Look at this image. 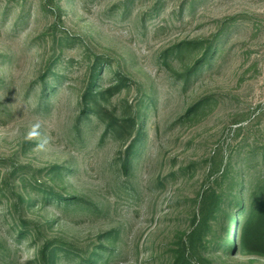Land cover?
I'll use <instances>...</instances> for the list:
<instances>
[{
    "label": "rangeland",
    "instance_id": "rangeland-1",
    "mask_svg": "<svg viewBox=\"0 0 264 264\" xmlns=\"http://www.w3.org/2000/svg\"><path fill=\"white\" fill-rule=\"evenodd\" d=\"M221 28L210 64L186 80L184 70ZM187 41L200 43L165 64L162 53ZM92 65L100 68L94 90L115 84L116 72L129 78L106 108L119 116L126 103L141 106L127 175L118 161L127 143L101 141L94 115L77 121ZM52 72L58 78L40 105L39 80ZM263 136L264 0H0V264H28L36 249L6 236L11 216H3L27 198L13 181L20 174L97 208L24 209L38 245L60 239L84 250L103 240L113 250L105 264H168L147 250L173 245L189 228L187 199L206 184L209 157L223 151L235 170L257 172ZM53 166L70 171L53 179ZM206 258L264 264L214 248Z\"/></svg>",
    "mask_w": 264,
    "mask_h": 264
},
{
    "label": "trees",
    "instance_id": "trees-1",
    "mask_svg": "<svg viewBox=\"0 0 264 264\" xmlns=\"http://www.w3.org/2000/svg\"><path fill=\"white\" fill-rule=\"evenodd\" d=\"M223 29H219L212 39L205 43L203 55L193 68L184 70L183 76L186 80L196 74L204 64H210L216 43L221 41L219 38ZM198 43L200 42L187 41L163 52L164 63L166 64L169 55L180 57ZM99 71L100 68L95 65L90 67L89 82L77 102L79 105L77 121L94 115L104 125L101 141L109 137L127 143L123 157L118 160L120 168L127 175L136 146L142 137L139 115L141 106L136 104L133 108L126 103L123 106L124 114L119 116L115 108L113 110L106 108L102 102L127 87L129 78L121 72H116L113 79L115 84L102 90H94L93 85ZM54 78H58L56 72L41 76L40 105L49 95L53 87L49 81ZM202 101L192 105L187 110L188 113L197 109ZM257 151L260 160V169L257 172L235 170L232 168V155L227 156L223 151H216L209 157L206 184L199 188L193 198L187 199V202H191L189 228L181 233L173 245L148 249L153 260L166 256L169 259L168 264H211L206 255H209L213 248L224 254L238 253L264 258V136L263 143L257 147ZM49 171L53 179L62 180L70 169L65 166H53ZM13 181L23 186L27 198L20 197L22 201L14 202L9 206L7 215L3 216V218L11 216L10 220L5 221L10 225L6 236L15 245H20L28 239L31 244L36 243L35 252L28 264H105L112 256V248L105 246L103 240L84 250L60 239H45L38 245L40 241L38 228L33 227V223L23 220L24 209L32 206L53 207L62 215H67L86 210L96 211L97 208L76 196L64 195L35 178L29 179L20 174ZM158 183L161 185V180ZM105 237L112 238L109 233Z\"/></svg>",
    "mask_w": 264,
    "mask_h": 264
}]
</instances>
